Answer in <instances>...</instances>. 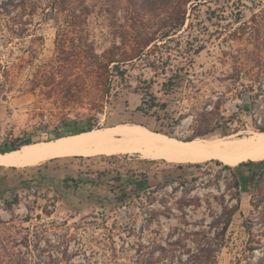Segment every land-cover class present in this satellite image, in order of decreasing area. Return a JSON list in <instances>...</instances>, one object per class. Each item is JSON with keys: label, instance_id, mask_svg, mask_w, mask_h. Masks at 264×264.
Instances as JSON below:
<instances>
[{"label": "rangeland", "instance_id": "1", "mask_svg": "<svg viewBox=\"0 0 264 264\" xmlns=\"http://www.w3.org/2000/svg\"><path fill=\"white\" fill-rule=\"evenodd\" d=\"M146 1L0 0V155L14 154L17 138L26 147L103 127L166 128L164 112H137L145 81L170 117L182 119L174 139L199 131H214L204 142L259 136L264 95L253 115L240 108L245 94L264 88L255 80L264 73V0L189 6L170 40L120 66L125 78L116 63L104 71L110 50L121 46L119 58L167 27L171 10ZM170 78L178 80L166 96ZM69 157L0 165V192L17 189L12 204L0 200V264H192L209 246L217 264H264V165ZM67 177L79 185L64 186ZM119 183L133 191L125 203L112 192Z\"/></svg>", "mask_w": 264, "mask_h": 264}, {"label": "bare ground", "instance_id": "2", "mask_svg": "<svg viewBox=\"0 0 264 264\" xmlns=\"http://www.w3.org/2000/svg\"><path fill=\"white\" fill-rule=\"evenodd\" d=\"M140 154L145 159L178 164H200L211 160L238 167L247 161L264 160V134L228 141H190L170 138L139 125L104 128L55 142L26 146L14 154L0 155V165L10 162L53 160L69 156Z\"/></svg>", "mask_w": 264, "mask_h": 264}, {"label": "trees", "instance_id": "3", "mask_svg": "<svg viewBox=\"0 0 264 264\" xmlns=\"http://www.w3.org/2000/svg\"><path fill=\"white\" fill-rule=\"evenodd\" d=\"M61 0H54V3H58ZM128 2H132V3H136L135 0H127ZM144 2V5L146 6L147 4H149L146 0H142ZM156 1H160L163 3L164 6V10H171V14L170 17L168 18L169 23L167 24V27L164 29L163 33L161 34L160 38L157 39L156 37H148L144 40H139L138 42H136L133 46L131 51H125L123 54H121V57H117L118 55L116 54V50H120L121 46H117L115 47L113 50H110L109 53H107V57L108 59L106 61L103 62L102 66H103V70L107 71L109 70V63L110 64H114L115 65V69H117L119 71V73H121V76L123 78H125L126 73H127V69H124L123 71H121V67L120 66H126L129 63H132L133 61H140L143 60V58L146 57V55H149L148 52L151 50H148L149 48H151L152 46L158 47V43L157 40L160 41H164L168 38L171 37V33L173 32H177L178 29H182L186 22H187V15H188V11H189V6H194L198 7L199 4H201L202 1L204 0H156ZM251 2H256V0H249ZM89 10V9H88ZM170 40V39H168ZM193 62V61H192ZM257 63L261 64L263 66V64L261 63L262 61L257 60ZM153 68H156V65L153 66ZM263 72H260L256 75L255 80L256 82H260V83H264V79H263ZM178 76V75H177ZM179 77V76H178ZM178 79L175 78H170L169 82L164 83L163 84V92L165 93L166 96H171L175 93V85H174V81H176ZM145 89L143 91V99H142V104L141 107L137 110L138 113H141L144 117H150L152 116L151 113L155 110L158 109V111L160 112H164V118L165 120L168 119V121L170 122L168 124V126H166V128H162V129H156L155 132L158 133H162L168 136H172L174 137L175 135V127L178 126L182 119H172L170 117V115L167 113L168 110V105L166 103H162L160 101V99L157 97V95L154 93L153 91V83L152 81H145ZM249 90H252V92L254 91V87L253 86H248ZM260 93L257 94L255 97H253V95H251V103L245 105L243 108H240L241 112L247 113L248 115H253L255 113V105H256V99L259 98L261 95H264V88L261 87L260 89ZM155 117L157 118V120H162V116L158 115L157 113H154ZM239 115L236 114L234 115V117L230 118L228 121V124H231L233 122L237 121V117ZM139 126L142 127H147L144 126L142 124L136 123ZM221 126V125H220ZM254 126L256 128V130L260 133V134H264V119L263 121L259 124L258 121L256 120L254 123ZM103 128H107V127H103ZM101 129V128H100ZM97 130V129H94ZM92 129H89L86 132H90V131H94ZM83 132V133H86ZM214 131H199L197 133H195L194 137L190 138L189 140H184L186 142H190V141H195V140H201V139H207L211 136H213ZM237 136V135H236ZM240 137L243 135H239ZM182 140V139H181ZM41 143V142H38ZM11 148L14 150H21V148H23V140L20 138L15 139L12 143H11ZM116 156V155H114ZM214 161V160H212ZM217 161V160H216ZM244 163V164H243ZM242 164H240L237 168L239 167H250L252 165H264V160L263 161H247V162H243ZM180 169H183L184 166L183 165H178ZM193 166V165H191ZM230 167V166H229ZM234 168V167H232ZM256 172L255 171H251V175L249 177L248 182H252L255 179L256 176ZM69 183H73L75 186L79 185V181H77L75 178L73 177H67L64 181H63V185L64 186H68L69 187ZM17 190V189H16ZM12 191V192H0V200L5 199L7 201L8 204H12L13 202L9 199L10 196L14 195L17 191ZM114 196L116 197V199L120 202H127L128 200H130L132 198L133 195V191L132 188L121 185L119 183L118 187L113 188L112 190ZM15 202H18V197H16ZM248 229L250 231V225H247ZM228 231V230H226ZM225 231V232H226ZM248 231V232H249ZM224 232V234H226ZM203 253H205L206 255L204 257H202V260L199 262V260H192V264H217L218 262V249H215L213 247H204L201 250Z\"/></svg>", "mask_w": 264, "mask_h": 264}, {"label": "water", "instance_id": "4", "mask_svg": "<svg viewBox=\"0 0 264 264\" xmlns=\"http://www.w3.org/2000/svg\"><path fill=\"white\" fill-rule=\"evenodd\" d=\"M251 103V94H245L244 96H243V103H242V107H244L245 105H247V104H250ZM158 133V132H157ZM160 134H162V133H160ZM163 135H165V134H163ZM166 136H168V135H166ZM169 137H172V136H169ZM31 145V144H30ZM22 149V148H21ZM14 151H19V150H14ZM96 157H98V156H96ZM69 158H72V157H69ZM81 158H92V157H81ZM56 160H59V159H56ZM214 161H216V160H214ZM211 162V161H210ZM219 162V161H218ZM221 163V162H220ZM244 164V163H243Z\"/></svg>", "mask_w": 264, "mask_h": 264}, {"label": "crops", "instance_id": "5", "mask_svg": "<svg viewBox=\"0 0 264 264\" xmlns=\"http://www.w3.org/2000/svg\"><path fill=\"white\" fill-rule=\"evenodd\" d=\"M63 158H67V157H63ZM3 192H5V191H3Z\"/></svg>", "mask_w": 264, "mask_h": 264}]
</instances>
